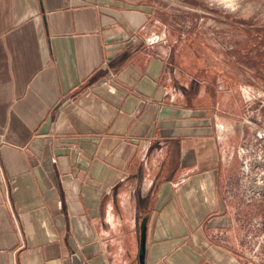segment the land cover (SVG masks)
I'll return each mask as SVG.
<instances>
[{
    "label": "crops",
    "instance_id": "crops-1",
    "mask_svg": "<svg viewBox=\"0 0 264 264\" xmlns=\"http://www.w3.org/2000/svg\"><path fill=\"white\" fill-rule=\"evenodd\" d=\"M160 25L135 0H0V264H141L144 221L145 264H259L264 203L225 164L255 105Z\"/></svg>",
    "mask_w": 264,
    "mask_h": 264
},
{
    "label": "rangeland",
    "instance_id": "rangeland-1",
    "mask_svg": "<svg viewBox=\"0 0 264 264\" xmlns=\"http://www.w3.org/2000/svg\"><path fill=\"white\" fill-rule=\"evenodd\" d=\"M135 1L152 5L161 24L157 36L169 52L186 41L208 42L217 60L225 61L243 102L255 105L238 120L245 128L243 144L226 153L225 164L234 157L240 163L232 195L264 203V0ZM197 49L206 52L205 47ZM247 232L253 238L245 242L244 253L253 255L264 237V222L252 219Z\"/></svg>",
    "mask_w": 264,
    "mask_h": 264
},
{
    "label": "built area",
    "instance_id": "built-area-1",
    "mask_svg": "<svg viewBox=\"0 0 264 264\" xmlns=\"http://www.w3.org/2000/svg\"><path fill=\"white\" fill-rule=\"evenodd\" d=\"M249 93V92H247ZM250 94V93H249ZM261 190L264 192V189L261 188ZM253 238V233L251 232H246L245 234V242H248L249 240H252ZM263 246H264V237L261 238V240L258 242V246L257 248L253 251V255H250L248 253H244V257L250 261L259 263L260 262L263 264V258H264V250H263Z\"/></svg>",
    "mask_w": 264,
    "mask_h": 264
},
{
    "label": "water",
    "instance_id": "water-1",
    "mask_svg": "<svg viewBox=\"0 0 264 264\" xmlns=\"http://www.w3.org/2000/svg\"><path fill=\"white\" fill-rule=\"evenodd\" d=\"M146 232L147 225L144 221L141 225V249H140V263L145 264V254H146Z\"/></svg>",
    "mask_w": 264,
    "mask_h": 264
}]
</instances>
